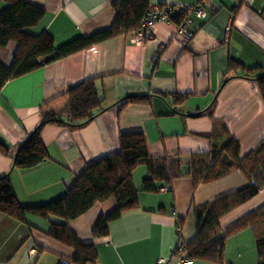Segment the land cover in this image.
Returning <instances> with one entry per match:
<instances>
[{
  "label": "crops",
  "instance_id": "0c3cea01",
  "mask_svg": "<svg viewBox=\"0 0 264 264\" xmlns=\"http://www.w3.org/2000/svg\"><path fill=\"white\" fill-rule=\"evenodd\" d=\"M112 1L29 0L44 16L26 33L35 37L46 33L62 46L108 30L114 20ZM145 1L149 6L198 2ZM205 5L208 15L193 16L194 35L187 46L175 38V24L158 23L150 40H135L134 32L122 35L4 85L0 141L10 155L0 153V176H8L21 206H41L61 198L88 164L118 151L120 134L141 133L151 157L178 155L183 173L189 164L210 168L214 142L222 144L230 137L242 158L264 141V102L255 80L243 78L239 70L227 73L229 61L264 70V0H207ZM6 7L0 0V12ZM15 48V42L0 48L5 67L11 65ZM87 79L96 80L102 110L81 127H45L41 139L49 161L32 170H12L11 156L28 134L50 112L64 117L65 93ZM178 95L186 97L177 104ZM135 96L147 98L148 103L119 109L121 100ZM199 111L202 115L194 117ZM147 178L144 167L135 169L137 207L110 222L107 235L93 237L91 231L100 216L115 209L113 199L95 204L69 223L82 244L94 246L95 264H155L159 256H170L179 241L220 239L228 226L264 204L263 187L212 223L207 217L213 202L251 183L243 171L233 170L195 186L185 176L173 180L169 191L155 193L142 190ZM203 206L197 225L192 211ZM26 222L28 226L0 213V264H61L73 259L71 248L47 236L46 220L29 215ZM219 254V263L196 259L193 264H257L251 230L225 238Z\"/></svg>",
  "mask_w": 264,
  "mask_h": 264
},
{
  "label": "trees",
  "instance_id": "16d2710c",
  "mask_svg": "<svg viewBox=\"0 0 264 264\" xmlns=\"http://www.w3.org/2000/svg\"><path fill=\"white\" fill-rule=\"evenodd\" d=\"M3 1L7 7L0 12V48L9 42H15L16 48L9 67L0 62V92L10 80L98 43L136 31L149 7L145 0H113L114 20L108 30L78 37L57 46L53 38L46 33L37 37L25 33L26 29L37 26L43 18L44 11L41 8L32 5L29 0ZM238 70L243 78L255 80L264 102V70L261 67L245 69L235 62H228L227 73ZM228 79L230 78L226 80ZM95 82V79H87L65 93L67 102L64 117L52 112L43 117L42 122L28 134L11 156L12 170H32L49 161L41 139L45 127H81L102 110L103 98L99 95ZM185 97L186 95H178L175 97V103H182ZM143 103H148L147 98L127 97L121 100L119 109L130 104ZM202 113L199 111L193 116L199 117ZM0 153L10 155L9 149L1 141ZM210 155L213 161L210 168L196 169L194 165L189 164L188 171L183 173V163L178 155L151 157L147 152L145 137L141 133L120 134L116 153L88 164L61 198L47 204L35 207L21 206L8 176H0V213L24 225H27L26 218L29 215L46 220L49 224L47 236L74 251L73 259L69 263L95 264L97 255L94 246L82 244L69 228V223L95 204L113 199L115 209L106 216H100L91 231L93 237L107 235L110 222L116 220L123 211L137 207V191L133 185L132 174L139 166L147 170L148 178L142 182V190L147 193L169 191L173 180L185 176H190L195 186L200 182L216 180L233 170L243 171L251 183L246 188L213 202L211 213L207 217L212 223H216L221 215L253 197L264 187V141L256 149L239 158L238 144L227 137L222 144L213 143ZM157 184H162L161 187L165 190L161 191L156 187ZM205 207L193 208L197 225ZM245 229H250L253 234L257 248V264H264V204L228 226L220 239L210 241L197 238L187 244L189 257L193 261L200 259L208 263H219V249L224 239Z\"/></svg>",
  "mask_w": 264,
  "mask_h": 264
},
{
  "label": "built area",
  "instance_id": "2783aa9c",
  "mask_svg": "<svg viewBox=\"0 0 264 264\" xmlns=\"http://www.w3.org/2000/svg\"><path fill=\"white\" fill-rule=\"evenodd\" d=\"M207 0H198L195 5H152L149 6L146 13L142 17L140 24L135 33V40L144 42L153 38L155 25L164 23L166 25L175 24V38L182 46L192 40L194 31L192 29V18L205 19L208 15L206 9ZM230 27L227 28L229 31ZM161 191L165 189L160 187ZM174 260L177 264H193V260L189 257L187 244L179 241L176 248L170 256H159L155 264H171ZM61 264H71L67 261Z\"/></svg>",
  "mask_w": 264,
  "mask_h": 264
},
{
  "label": "rangeland",
  "instance_id": "374dc122",
  "mask_svg": "<svg viewBox=\"0 0 264 264\" xmlns=\"http://www.w3.org/2000/svg\"><path fill=\"white\" fill-rule=\"evenodd\" d=\"M28 29H29V28H28ZM28 29L25 30V33H26V31H27ZM214 143H216V142H214Z\"/></svg>",
  "mask_w": 264,
  "mask_h": 264
},
{
  "label": "bare ground",
  "instance_id": "6f19581e",
  "mask_svg": "<svg viewBox=\"0 0 264 264\" xmlns=\"http://www.w3.org/2000/svg\"><path fill=\"white\" fill-rule=\"evenodd\" d=\"M261 143V142H260Z\"/></svg>",
  "mask_w": 264,
  "mask_h": 264
}]
</instances>
